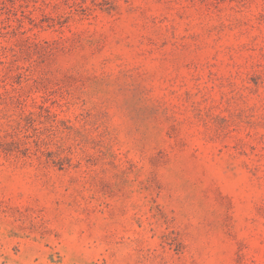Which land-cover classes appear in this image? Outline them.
<instances>
[{
	"label": "rangeland",
	"instance_id": "obj_1",
	"mask_svg": "<svg viewBox=\"0 0 264 264\" xmlns=\"http://www.w3.org/2000/svg\"><path fill=\"white\" fill-rule=\"evenodd\" d=\"M0 264H264V0H0Z\"/></svg>",
	"mask_w": 264,
	"mask_h": 264
}]
</instances>
